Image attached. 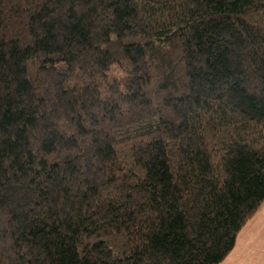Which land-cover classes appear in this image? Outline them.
<instances>
[{"label": "trees", "instance_id": "1", "mask_svg": "<svg viewBox=\"0 0 264 264\" xmlns=\"http://www.w3.org/2000/svg\"><path fill=\"white\" fill-rule=\"evenodd\" d=\"M264 203V0H0V264H221Z\"/></svg>", "mask_w": 264, "mask_h": 264}, {"label": "rangeland", "instance_id": "2", "mask_svg": "<svg viewBox=\"0 0 264 264\" xmlns=\"http://www.w3.org/2000/svg\"><path fill=\"white\" fill-rule=\"evenodd\" d=\"M239 235L235 259L230 264H264V207Z\"/></svg>", "mask_w": 264, "mask_h": 264}, {"label": "crops", "instance_id": "3", "mask_svg": "<svg viewBox=\"0 0 264 264\" xmlns=\"http://www.w3.org/2000/svg\"><path fill=\"white\" fill-rule=\"evenodd\" d=\"M264 207V203L263 205L261 206V208L256 212V214L247 222V224L245 226H247L250 222H252V219L254 220V218L258 215V213L262 210V208ZM244 226V227H245ZM243 227V228H244ZM243 230V229H242ZM242 230L239 232V234L242 232ZM237 235V238H236V241H235V246L233 248V250L229 253V255L226 257V259L221 263V264H230L234 259H235V252H236V248H237V243H238V240H239V236L240 235ZM249 243L247 244V247H248ZM246 247V248H247ZM248 249V248H247ZM230 260V261H229ZM229 262V263H227Z\"/></svg>", "mask_w": 264, "mask_h": 264}]
</instances>
